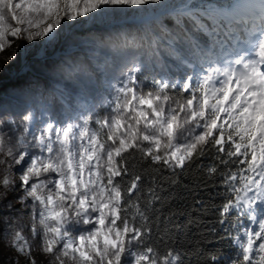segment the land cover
<instances>
[{
  "label": "snow or ice",
  "instance_id": "obj_1",
  "mask_svg": "<svg viewBox=\"0 0 264 264\" xmlns=\"http://www.w3.org/2000/svg\"><path fill=\"white\" fill-rule=\"evenodd\" d=\"M61 44L39 104L0 99V197L30 209L31 239L5 217L8 246L28 264L36 240L47 264H190L170 202L195 167L230 241L211 264H264V0H0L9 60Z\"/></svg>",
  "mask_w": 264,
  "mask_h": 264
},
{
  "label": "rangeland",
  "instance_id": "obj_2",
  "mask_svg": "<svg viewBox=\"0 0 264 264\" xmlns=\"http://www.w3.org/2000/svg\"><path fill=\"white\" fill-rule=\"evenodd\" d=\"M120 23L131 25L134 21L132 19H128L122 20ZM88 27L91 28L90 25H85L83 28ZM83 28L77 27L74 31L80 34L83 33ZM15 47L16 45H13L12 47L7 48L4 52H0V83L4 82V80H8L9 78L16 81L14 84L7 86L4 91H0V99L4 102H8L11 99L12 103L17 105V111H24L25 103L32 106L39 104L41 102L40 93L45 92V89L51 92L54 88H56L57 82L51 72L52 70H44L41 67L32 65V60H42L40 57L36 56L34 52L29 53L18 51L16 58L14 60H9L8 58L12 57L13 49ZM63 48L64 46L61 44L53 50L55 54H53V52H49L48 59L45 61L46 65L52 67V62L57 56H59V54H61ZM38 75H43L47 81H36ZM23 86H26V89ZM29 89L37 91V93H34ZM23 90H27L28 92H23ZM14 96L15 98H13ZM98 110L102 111L101 109ZM12 171L15 173L13 179H19V173L15 170ZM0 176H2V171H0ZM2 191L3 189L1 188L0 192ZM21 195H23V193L16 190L9 191L6 197H0V264H13V261L16 260H18V264H28L26 257L18 256L17 252L8 246L11 238L8 237L6 239L3 236L5 217H14L18 219L17 227H23L24 235L31 239V234L29 232L30 209H24L19 203H17V198ZM9 201H11L12 204L11 210L8 208ZM17 209H21V211H16ZM32 243L34 244L33 256L35 257L36 264H47L48 258L39 251V241H32Z\"/></svg>",
  "mask_w": 264,
  "mask_h": 264
},
{
  "label": "trees",
  "instance_id": "obj_3",
  "mask_svg": "<svg viewBox=\"0 0 264 264\" xmlns=\"http://www.w3.org/2000/svg\"><path fill=\"white\" fill-rule=\"evenodd\" d=\"M99 114H103V110L97 109ZM165 188H168V177L165 176ZM175 183L172 185L174 199L170 202L172 211L183 213L177 216V221L182 223L184 227L178 235L171 239L178 240V245L190 252V264H211L210 257L212 254L228 253L230 249V241L221 239L223 235L220 231L221 226L215 223L217 217L213 215V201L220 202L219 197H214V189L202 188L199 185L202 174L198 168L193 167L180 178H174ZM202 199L205 208L196 210L193 207L194 198ZM165 214L168 208L164 209ZM192 219V224L188 220ZM216 231L213 232L212 230ZM161 235H163V226L161 227ZM156 237H153L155 241ZM171 243V240L169 241ZM163 251V247H161Z\"/></svg>",
  "mask_w": 264,
  "mask_h": 264
},
{
  "label": "bare ground",
  "instance_id": "obj_4",
  "mask_svg": "<svg viewBox=\"0 0 264 264\" xmlns=\"http://www.w3.org/2000/svg\"><path fill=\"white\" fill-rule=\"evenodd\" d=\"M89 27L88 28H83V30H82V32L83 33H80V34H78V35H80V36H82V37H86L87 36V34H88V31H89ZM63 45V44H62ZM64 47H65V45H63ZM74 54H79V52L77 51L76 53H74ZM60 55V54H59ZM45 61L46 60H39V59H34V60H32V65L33 66H37V67H41V68H43L44 70H52V67H49L48 65H46V63H45ZM52 72V71H51ZM40 81V82H44V81H47L46 80V78L43 76V75H38V77H37V79H36V81ZM16 81H14L12 78H9L8 80H4V82H2V83H0V91H4L5 89H6V87L7 86H10L11 84H14ZM23 87H25V89H26V86H23ZM35 87V86H34ZM30 91H33V90H31V89H29ZM41 91V90H40ZM23 92H28L27 90H23ZM34 93H37V91H33ZM47 92H49V91H47ZM50 93V92H49ZM34 95V94H33ZM7 101V100H6ZM35 105V104H34ZM19 166H16V168H13V170H15V171H17V168H18ZM16 181H17V184H18V182H19V179H16ZM1 189V188H0Z\"/></svg>",
  "mask_w": 264,
  "mask_h": 264
}]
</instances>
